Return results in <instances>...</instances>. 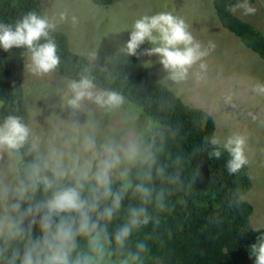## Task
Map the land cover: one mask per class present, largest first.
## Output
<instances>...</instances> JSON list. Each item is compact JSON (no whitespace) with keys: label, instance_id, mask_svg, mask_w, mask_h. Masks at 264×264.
Segmentation results:
<instances>
[{"label":"trees","instance_id":"trees-1","mask_svg":"<svg viewBox=\"0 0 264 264\" xmlns=\"http://www.w3.org/2000/svg\"><path fill=\"white\" fill-rule=\"evenodd\" d=\"M242 1L212 3L220 24L264 60V34L234 13ZM26 51L157 124L144 156L124 174L129 181L62 177L42 162L27 128ZM0 134L18 187L12 224L0 235V264H254L264 255V225H250L252 204L243 198L251 177L217 142L213 116L185 104L135 55L99 67L73 51L47 23L40 0H0Z\"/></svg>","mask_w":264,"mask_h":264},{"label":"rangeland","instance_id":"rangeland-1","mask_svg":"<svg viewBox=\"0 0 264 264\" xmlns=\"http://www.w3.org/2000/svg\"><path fill=\"white\" fill-rule=\"evenodd\" d=\"M40 1L47 23L68 36L73 51L99 67L110 57L135 55L185 104L213 116L217 142L242 159L251 177L243 195L252 204L250 225L263 226L264 60L220 24L212 0ZM240 3L234 13L264 34V0ZM32 57L37 62L28 65ZM24 65L31 142L50 171L129 181L124 174L144 156L157 124L102 87L62 76L31 51ZM17 191L15 164L0 134V235L12 224ZM254 264H264V255Z\"/></svg>","mask_w":264,"mask_h":264},{"label":"crops","instance_id":"crops-1","mask_svg":"<svg viewBox=\"0 0 264 264\" xmlns=\"http://www.w3.org/2000/svg\"><path fill=\"white\" fill-rule=\"evenodd\" d=\"M243 2V1H242ZM242 2L240 3V4H242ZM248 22H250V21H248ZM258 55V54H257ZM24 58H25V56H24ZM249 60L250 61H253V57L252 56H250V58H249ZM35 61L37 62V59H35V58H29L28 60H27V64L28 65H30V63L31 62H34L35 63ZM26 64V65H27ZM24 67H25V65H24ZM27 72V69H26V71H24V74H23V77H22V85H24V78H25V73ZM248 83H249V85L251 84L252 85V82H250V79L247 81ZM23 91H24V88H23ZM263 111H264V108H263ZM257 114V116L259 115V113H256ZM258 119V118H257ZM28 121H29V119H28ZM29 124H30V122H27V128H28V130L30 129V127H29ZM247 126H248V128L250 127V124H247ZM31 130H29V132H30ZM30 136H31V133H30Z\"/></svg>","mask_w":264,"mask_h":264}]
</instances>
